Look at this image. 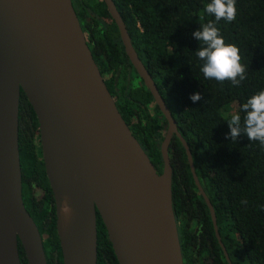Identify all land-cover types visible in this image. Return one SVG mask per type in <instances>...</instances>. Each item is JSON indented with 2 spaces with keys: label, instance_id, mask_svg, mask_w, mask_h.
<instances>
[{
  "label": "water",
  "instance_id": "1",
  "mask_svg": "<svg viewBox=\"0 0 264 264\" xmlns=\"http://www.w3.org/2000/svg\"><path fill=\"white\" fill-rule=\"evenodd\" d=\"M123 51L167 126L158 173L120 116L70 0H0V264H45L42 235L25 210L17 150L19 90L36 122L54 206L61 264H95V213L117 264H182L171 206L167 144L188 147L134 51L112 0H103ZM201 192L214 219L209 201ZM70 208L65 214L64 204ZM225 258L230 263L226 253Z\"/></svg>",
  "mask_w": 264,
  "mask_h": 264
},
{
  "label": "trees",
  "instance_id": "2",
  "mask_svg": "<svg viewBox=\"0 0 264 264\" xmlns=\"http://www.w3.org/2000/svg\"><path fill=\"white\" fill-rule=\"evenodd\" d=\"M77 1L78 16L86 22V27H90V38L95 40L90 52L93 60H100L98 69L105 76L103 82L126 124L131 121L132 112L135 113L131 134L138 139L159 173L162 167L159 143L166 122L148 89L142 83L137 86L132 81L137 76L119 44L115 24L97 20L100 15H108L103 2ZM112 2L133 49L189 149L194 173L217 215L219 231L222 209L227 211L222 232L227 238L224 246L230 262L264 264V146L249 141L244 135L231 140L227 123L233 115L229 112L231 101L236 104L234 114L243 118L242 105L249 97L264 90V0H236V19L231 23L220 21L217 25L224 41L239 49L241 63L246 68V79L238 87L229 81L206 80L200 71L203 61L195 55L199 42L193 32L214 20L205 12L210 0ZM87 16L89 19L85 20ZM195 93H200L201 99L193 102L190 96ZM36 124L34 113L19 90L17 150L21 199L43 236L45 264H61L53 199L38 141L32 138L37 132ZM172 144L169 155L171 206L180 207L178 196L184 190L190 199H198L205 208L202 199L197 198L185 152L177 137ZM34 188H40V195H34ZM95 234V264H117L97 212ZM17 254L20 264H26L18 241ZM216 264L227 263L221 255Z\"/></svg>",
  "mask_w": 264,
  "mask_h": 264
},
{
  "label": "clouds",
  "instance_id": "3",
  "mask_svg": "<svg viewBox=\"0 0 264 264\" xmlns=\"http://www.w3.org/2000/svg\"><path fill=\"white\" fill-rule=\"evenodd\" d=\"M236 0H210L205 6V12L214 17V20L200 25L193 32L199 42L195 51L196 57L203 61L200 71L206 80H215L220 83L229 81L232 86L238 87L246 79V68L241 63L239 49L224 41L219 28L220 21L231 23L236 19ZM193 102L201 99L200 93L190 96ZM240 114H233L227 121L231 140H238L241 135L249 141L259 142L264 146V90L252 95L242 105ZM62 211L70 212L67 203Z\"/></svg>",
  "mask_w": 264,
  "mask_h": 264
},
{
  "label": "flooded vegetation",
  "instance_id": "4",
  "mask_svg": "<svg viewBox=\"0 0 264 264\" xmlns=\"http://www.w3.org/2000/svg\"><path fill=\"white\" fill-rule=\"evenodd\" d=\"M94 1H102L104 4L103 0H94ZM70 2H71V5L73 7V10L75 12L76 18L79 22L80 28L84 34V39H85L86 45H87L89 51H91V47L94 44L95 40L90 38V35H89V28L90 27L89 28L86 27V25H85L86 22H84L78 16V8H79L78 1L77 0H70ZM104 6H105V4H104ZM89 14L91 15V13H89ZM88 19H89L88 16L85 17V20H88ZM98 19L100 21L104 22L105 24H110L111 21L113 22V20L109 16V14L107 16L100 15V17H97V20ZM116 29H117V27H116ZM119 44L121 45L120 39H119ZM136 55H137V53H136ZM94 62L96 63L97 68H99L100 60L99 59L97 61L94 60ZM135 73H136V71H135ZM101 76L103 79L105 78L104 75L101 74ZM136 76L137 77L132 78V81L137 86H140L139 82L142 83V85H144L142 80L140 79V77L137 74H136ZM25 114L27 115L26 112H25ZM161 115H162V113H161ZM162 117L164 118L163 115H162ZM135 120H136V115L134 112H132L131 121H130V123L126 124L129 128L130 132L132 130H134V128L131 126V122H134ZM164 120H165V118H164ZM165 122H166V120H165ZM129 126H131V129ZM166 126H167V123H165V127L162 130V134H161L162 136H161L160 143L163 139V136L165 135ZM175 128H176V125H175ZM25 129L29 130L28 127H25ZM36 129H37V124H36ZM135 134H137V133H135ZM174 137H177L175 132H171V135L169 137V141L167 144V150H166L168 159H169L170 153L172 152V148H173L172 142H174ZM32 138H33V141H38V133L37 132L34 133L32 135ZM135 139L137 140L138 144L140 145L138 139L136 137H135ZM160 143H159V147H160ZM38 146H39V142H38ZM140 147L142 148L141 145H140ZM142 150H143V148H142ZM39 151H40V146H39ZM159 152H160V150H159ZM169 164H170V159H169ZM191 178H192V175H191ZM192 180H193V178H192ZM196 180H197L198 185L195 184L194 180H193V184L196 188L197 198L199 197L202 199L206 209L200 205L198 199L197 200L190 199L185 194L182 186H181V189L183 190V192H180L179 196H178V201H179L180 207H178V209H177L176 207L172 206V212H173V216H174V222H175V228H176V232H177V238H178V244H179V250H180L182 264H216V261L218 260V258L221 257V255L223 256L224 260L226 261V258H225L226 250H225V246H224L225 243L224 242L227 240V238H225V235L222 232V222H224V223L227 222V217H228L227 211L225 210V208L222 209L221 220H220L222 222H220V231H219V229H218L219 227L217 224V215L214 212L213 206H212L211 202L209 201L208 196L203 191L201 184L199 183V181L197 179V176H196ZM198 187L201 188V191L203 192L204 196L206 197V199L209 201V203L211 205L213 217H214L213 221H212L208 206L206 205V202H205L201 192L199 191ZM40 192H41L40 188H34L33 193L35 196L40 195ZM210 227H211V230L209 229ZM213 239L215 240L214 242H213ZM219 252H221V254ZM182 253H183V255H182ZM226 255H227V253H226ZM226 263L228 264L227 261H226Z\"/></svg>",
  "mask_w": 264,
  "mask_h": 264
},
{
  "label": "rangeland",
  "instance_id": "5",
  "mask_svg": "<svg viewBox=\"0 0 264 264\" xmlns=\"http://www.w3.org/2000/svg\"><path fill=\"white\" fill-rule=\"evenodd\" d=\"M230 103H231V106H230V110H229V112H230V114L232 115V114H234V112H235V110H236V104H235L234 101H231Z\"/></svg>",
  "mask_w": 264,
  "mask_h": 264
}]
</instances>
